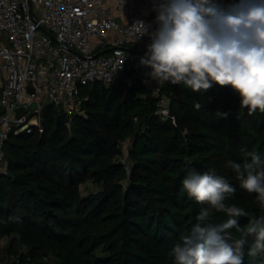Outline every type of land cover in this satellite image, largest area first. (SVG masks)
I'll return each instance as SVG.
<instances>
[{
	"label": "trees",
	"instance_id": "trees-1",
	"mask_svg": "<svg viewBox=\"0 0 264 264\" xmlns=\"http://www.w3.org/2000/svg\"><path fill=\"white\" fill-rule=\"evenodd\" d=\"M164 90L178 126L157 116V99L141 80H117L82 88L87 116L58 124L57 108L47 105L43 132L11 136L0 172V240L7 238L0 252L26 264H43L44 255L53 264H174L172 247L206 206L182 189L192 169H214L236 188L228 203L264 215L228 164L248 151L264 157V114L249 116L229 86ZM88 182L98 189L84 194ZM228 218L216 213L212 223ZM244 264H264V254H245Z\"/></svg>",
	"mask_w": 264,
	"mask_h": 264
},
{
	"label": "clouds",
	"instance_id": "clouds-1",
	"mask_svg": "<svg viewBox=\"0 0 264 264\" xmlns=\"http://www.w3.org/2000/svg\"><path fill=\"white\" fill-rule=\"evenodd\" d=\"M153 9L154 31L149 32L142 20L128 29L136 39L150 37L140 63L151 68L152 79L183 84L192 92H206L214 84L229 86L249 116L264 114V0H153ZM217 115L226 118L228 113ZM243 157L228 164L240 188L255 193L264 211V157L256 151ZM182 189L206 206L172 247L174 264H244L245 254L253 258L264 254V215L257 217L228 203L236 193L228 179L214 169L202 173L192 169L182 180ZM216 213L229 218L214 226ZM239 217H246L247 225L241 227Z\"/></svg>",
	"mask_w": 264,
	"mask_h": 264
},
{
	"label": "built area",
	"instance_id": "built-area-1",
	"mask_svg": "<svg viewBox=\"0 0 264 264\" xmlns=\"http://www.w3.org/2000/svg\"><path fill=\"white\" fill-rule=\"evenodd\" d=\"M156 15L153 0H0V172L10 137L43 132L47 105L71 121L83 110L88 84L139 79L157 99V116L178 126L164 90L170 82L152 79L140 63L149 35L136 39L128 30L142 20L154 31ZM11 262L26 264L19 255H0V264ZM42 262L53 264L47 255Z\"/></svg>",
	"mask_w": 264,
	"mask_h": 264
},
{
	"label": "rangeland",
	"instance_id": "rangeland-1",
	"mask_svg": "<svg viewBox=\"0 0 264 264\" xmlns=\"http://www.w3.org/2000/svg\"><path fill=\"white\" fill-rule=\"evenodd\" d=\"M81 189H82V192H83L84 194H88V193L91 192V191H95V190H97V189H98V186L94 185V184L91 183V182H88V183H86V184H82V185H81ZM6 243H7V238H3V239H1V240H0V247L6 245ZM0 254H1L2 257L4 258V260H6V256H5V254H3L2 252H0Z\"/></svg>",
	"mask_w": 264,
	"mask_h": 264
},
{
	"label": "water",
	"instance_id": "water-1",
	"mask_svg": "<svg viewBox=\"0 0 264 264\" xmlns=\"http://www.w3.org/2000/svg\"><path fill=\"white\" fill-rule=\"evenodd\" d=\"M29 89H30L31 91H33L32 88H29ZM1 112H3V110H2ZM22 112H24V109H23V108H18V109L16 110V115L19 116ZM80 115H81V116H87V111H86V110H82V111L80 112ZM56 120H57V123H58V124H64V123H66V117H65V114H64V113L58 114L57 117H56ZM42 123L44 124V120L42 121Z\"/></svg>",
	"mask_w": 264,
	"mask_h": 264
}]
</instances>
